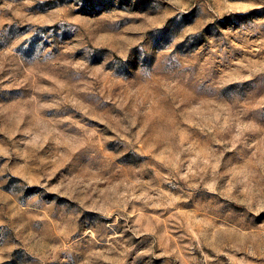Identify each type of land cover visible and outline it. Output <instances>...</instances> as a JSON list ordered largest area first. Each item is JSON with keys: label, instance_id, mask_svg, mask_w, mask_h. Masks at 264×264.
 Segmentation results:
<instances>
[{"label": "rangeland", "instance_id": "374dc122", "mask_svg": "<svg viewBox=\"0 0 264 264\" xmlns=\"http://www.w3.org/2000/svg\"><path fill=\"white\" fill-rule=\"evenodd\" d=\"M0 264H264V0H0Z\"/></svg>", "mask_w": 264, "mask_h": 264}]
</instances>
